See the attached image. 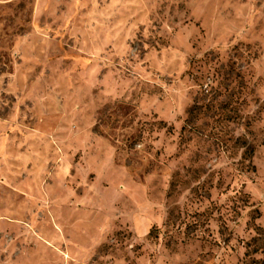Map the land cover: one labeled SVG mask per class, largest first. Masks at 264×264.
I'll use <instances>...</instances> for the list:
<instances>
[{
    "label": "rangeland",
    "instance_id": "374dc122",
    "mask_svg": "<svg viewBox=\"0 0 264 264\" xmlns=\"http://www.w3.org/2000/svg\"><path fill=\"white\" fill-rule=\"evenodd\" d=\"M0 264H264V0H0Z\"/></svg>",
    "mask_w": 264,
    "mask_h": 264
}]
</instances>
